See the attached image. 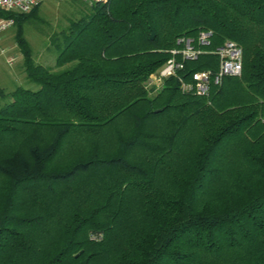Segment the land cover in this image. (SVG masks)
<instances>
[{
  "label": "trees",
  "instance_id": "16d2710c",
  "mask_svg": "<svg viewBox=\"0 0 264 264\" xmlns=\"http://www.w3.org/2000/svg\"><path fill=\"white\" fill-rule=\"evenodd\" d=\"M81 3L50 36L51 66L24 37L40 5L0 11L26 78L0 89V264H264V0ZM201 31L182 75L215 70L226 40L241 74L149 95Z\"/></svg>",
  "mask_w": 264,
  "mask_h": 264
},
{
  "label": "built area",
  "instance_id": "2783aa9c",
  "mask_svg": "<svg viewBox=\"0 0 264 264\" xmlns=\"http://www.w3.org/2000/svg\"><path fill=\"white\" fill-rule=\"evenodd\" d=\"M46 0H0V11L28 13L34 7L41 5ZM59 2L80 1L88 5L104 4L108 0H54ZM13 25V19L0 17V36ZM210 32L201 31L196 39V46L189 38L177 40L179 47L170 50V57L155 72L151 73L144 82V88L149 95H155L168 78L176 79L178 87L183 93H190L197 96L209 94L212 85H219L225 77L239 76L242 71V49L234 41L226 40L222 45L211 50L217 58V68L204 69L184 73L185 62L193 61L203 52L202 47L209 45ZM7 49L1 48L0 55L4 57L8 66L15 63V57L8 55ZM209 52V51H208Z\"/></svg>",
  "mask_w": 264,
  "mask_h": 264
},
{
  "label": "rangeland",
  "instance_id": "374dc122",
  "mask_svg": "<svg viewBox=\"0 0 264 264\" xmlns=\"http://www.w3.org/2000/svg\"><path fill=\"white\" fill-rule=\"evenodd\" d=\"M83 5L80 1L59 2L44 1L38 8V19L24 24V37L27 40L36 62L51 66L55 55L51 52L50 36L65 28L69 20L78 18ZM15 28L13 25L0 36V49H7L8 55L15 57V63L8 66L0 55V89L10 91L14 85L26 84L22 67V56L14 40Z\"/></svg>",
  "mask_w": 264,
  "mask_h": 264
},
{
  "label": "water",
  "instance_id": "95a60500",
  "mask_svg": "<svg viewBox=\"0 0 264 264\" xmlns=\"http://www.w3.org/2000/svg\"><path fill=\"white\" fill-rule=\"evenodd\" d=\"M158 111V110H157Z\"/></svg>",
  "mask_w": 264,
  "mask_h": 264
}]
</instances>
